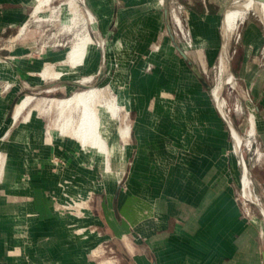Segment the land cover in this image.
Segmentation results:
<instances>
[{"label": "rangeland", "instance_id": "1", "mask_svg": "<svg viewBox=\"0 0 264 264\" xmlns=\"http://www.w3.org/2000/svg\"><path fill=\"white\" fill-rule=\"evenodd\" d=\"M38 1L0 0V8L3 5L7 9L0 10V60L13 65L12 70L0 71V98L15 92L12 101L15 104L22 97H33L12 131L38 124L47 143L55 146L68 142L74 146L67 152L58 148L60 152L51 155L50 168L58 180L46 194L49 203H53L50 205L53 213L69 221L68 234L62 236V239L67 238L69 247L74 249L81 243L88 247L85 251H75L79 254L84 252V260L88 264H136L130 259L123 241L104 236L94 213V201L97 196H105L112 185L126 192L130 182H135L138 187V180L144 176L156 178L150 168L157 162L160 181L164 178L191 180L197 168L203 171L211 167L217 170V175L220 171L227 178L228 194L235 200L241 218L255 226L259 250H264V19L250 15L239 26L236 35L230 38L228 54L232 64L228 65L225 74H233V83L224 84L220 93L223 110L242 136L249 127V113L255 115L256 131L252 146L241 145V151L251 180L252 196L258 206L242 195L241 168L237 154L233 152L230 127L228 129L221 119L213 98L172 45L163 14L165 2L115 0L120 6L119 11L113 12L116 26H98L97 19L95 23L87 21L91 37L94 41H101V45L89 55L82 70L64 73L66 66L63 69L60 63L72 46L74 32L81 28L78 17H86L84 7L90 0H83L85 6L77 3L75 13L68 12L67 0H51L42 11L33 14ZM228 2L167 0L169 11L174 9L179 14L186 32L183 37L177 25L170 22L179 46L194 61L210 88H214L216 83V65L222 44L220 24ZM115 3L113 0L111 7ZM15 4H20V9L9 10L6 7ZM101 6H104L105 18H109L112 13L109 12V4ZM124 37L127 40L125 46L120 50L112 49V43L116 39L124 43ZM47 63L54 64L47 65L49 71L60 70L62 75L43 79L38 73ZM9 72L20 76L21 85ZM91 74L92 80L87 84L94 87L109 85L122 108L119 114H127L130 121V134L124 143L118 133L119 120L107 108L98 106V127L109 152L108 171L103 153L95 147L81 146L74 138L60 135V117L56 109L38 112L34 105L44 99L67 98L85 90L65 83ZM53 79H56L53 88L57 89L48 91L45 84ZM10 115L0 127V155H5L4 163L10 158L4 144H8L12 132L4 138L2 134L5 131L3 127L10 122ZM199 125L203 127L198 129ZM162 130L168 131L167 139L154 141L148 138L151 132L161 134ZM188 131L194 132L195 136H189ZM202 132L208 136L207 139L202 138ZM204 149L207 157L202 160ZM258 152L261 154L259 158ZM77 158L82 162L77 163ZM192 167L195 168L193 171ZM212 170H207L206 174L213 173ZM160 188L155 182L152 185V190ZM167 188L170 193L175 190L170 185ZM157 190V195L161 194ZM12 194L11 190H0L1 198L10 200ZM87 197L90 199L84 208L76 209L78 203L71 208L58 207L74 206L73 201ZM131 232L128 238L135 246V254L139 255L142 249L143 253L155 259V251H149L146 240L134 230Z\"/></svg>", "mask_w": 264, "mask_h": 264}, {"label": "crops", "instance_id": "2", "mask_svg": "<svg viewBox=\"0 0 264 264\" xmlns=\"http://www.w3.org/2000/svg\"><path fill=\"white\" fill-rule=\"evenodd\" d=\"M89 2L87 8L99 21L98 26H116L117 19L113 12L120 10L117 1L114 0V7H111L113 0ZM105 3L109 4V12H112L109 18H105L104 6H101ZM20 6L6 7L18 10ZM3 9L2 5L0 10ZM18 36L19 33L15 38ZM10 74L21 85L20 76L15 72ZM55 80H49L45 85ZM70 81L73 80L65 84L72 85ZM15 95V92H10L0 98V127L11 114L10 122L3 127L5 135L3 133L2 138L12 132L8 144H4L10 158L4 163L0 174V190L13 192L10 200L0 197V264H88L84 260V252L76 253L88 247L81 243L72 249L67 238L62 239L68 234L69 221L53 213V203H49L46 197L58 180L50 168L51 155L58 153L59 149L67 152L74 146L68 142L55 146L47 143L38 124L12 131L17 121L12 122ZM197 127L201 129L203 126ZM167 133L165 130L161 134L153 131L148 138L154 141L167 139ZM202 133V138L207 139L208 136ZM188 135L195 136L190 131ZM219 135L222 136V133ZM205 154L202 160L207 157ZM2 157L3 153L0 162ZM76 161L82 162V159L77 158ZM157 165L156 162L150 168L156 178L144 176L138 180V187L135 182H130L126 192L112 185L105 196L96 197L93 209L104 236L123 241L130 259L136 264H264V250H259L256 228L241 218L235 200L228 194L227 178L220 171L217 175V170L210 167L207 170L213 169V173L207 175L206 169L194 170L192 167L194 178L191 180L164 178L160 181ZM154 182L161 186V190H152ZM168 185L175 187L172 193L167 190ZM156 190L161 194L157 195ZM131 230L146 240L149 251H155V259L143 253L142 249L139 255L135 254V246L128 238Z\"/></svg>", "mask_w": 264, "mask_h": 264}, {"label": "bare ground", "instance_id": "3", "mask_svg": "<svg viewBox=\"0 0 264 264\" xmlns=\"http://www.w3.org/2000/svg\"><path fill=\"white\" fill-rule=\"evenodd\" d=\"M50 1L51 0L38 1L33 14L34 13L36 14L45 6L49 5ZM263 1L264 0H229L227 7L224 10L220 24V32H221L220 35H221L222 44L220 48L218 62L216 65L217 67L215 74L216 83L214 88H211V94L216 102L219 111L230 125V133H231V138L233 140V152L237 154V158H238L237 163L241 168L240 181L242 187L241 189L242 195L244 196V198L247 197L246 199L251 200L253 202H255L256 199H254V197L252 196L251 180L249 178L248 168L246 166L244 159L242 160L240 158L239 153L241 150V145H244L247 148H250L252 146L256 131L255 115L252 112L249 113V118H248L249 127L245 135L242 136L232 126L230 119L227 117V114L223 110L224 102L220 97V93L222 86L224 84L233 83V74L230 72L228 73V75L225 74L228 71V65L232 64L228 54L229 40L231 37L236 35L239 26L243 24L248 19V17H250V15H255L260 19H264ZM160 2L164 3L165 0H160ZM77 3H80L83 6H85L83 0H67L66 4L68 6V12H72V13L77 12V6H78ZM84 11L86 17H82V16L81 18H79L80 16L78 17V23L81 24V28L77 29L74 32L72 38V46L70 47V49H68L69 51L67 52L65 59L62 60V62L60 63V65L63 66V68L66 66L65 69H68L69 71L79 70L84 68L85 64L88 62L90 58L89 55L94 51L96 46L101 45V41L93 40L87 29V21L91 23H95L96 17L87 7H84ZM169 15L171 22L174 25L175 24L177 25L183 37H185L186 32L184 30L182 19L179 16V14L175 12L174 9H172L171 11H169ZM24 27L25 24L21 26L20 34L23 32ZM132 30H134V28ZM122 39H125L122 40V42L124 43H120V41L118 42V40L116 39L114 43H112V49L114 50L122 49V47L125 46V43H127L125 37ZM47 65H54V64L47 63L45 65L44 69L39 73V75L42 78L44 79L58 78L60 75H62V71L60 70L49 71L47 69L48 68ZM7 70H12L11 62L0 60V71H7ZM92 77L93 75L91 74L76 80L83 84H87L92 80ZM111 92L112 91L109 85L103 87L89 86L88 88H85V90L77 91L73 95L67 98L44 99L42 100V102H36L34 104L35 107L38 109V112L50 111L53 108L56 109L60 117V124L58 126V132L60 133V135L64 137L74 138L78 140L83 147L84 146H91L93 148L95 147L100 153H103L105 155V167L107 171L110 170V165L108 161L109 152L107 149V144L104 138L102 137L98 127V122H99V117L97 113L98 106H103L107 108V110L111 113V115L119 120L118 133L120 139L124 143H127L130 134V124L128 122V116L127 114L124 115L119 114L122 108L118 105L116 97L112 95ZM32 101H33L32 96L22 97L20 100H18L13 110L12 122L16 121L19 118V116L32 103ZM237 110L240 111L239 107H237ZM26 117H28V115ZM257 154L259 158L261 154L259 152ZM4 156L5 155L3 154V157L0 162V174L3 170ZM109 264H111V262H109Z\"/></svg>", "mask_w": 264, "mask_h": 264}, {"label": "water", "instance_id": "4", "mask_svg": "<svg viewBox=\"0 0 264 264\" xmlns=\"http://www.w3.org/2000/svg\"><path fill=\"white\" fill-rule=\"evenodd\" d=\"M264 2V1H263ZM164 20H165V25H166V28H167V31H168V34L171 38V42H172V45L174 46V48L178 51V53L182 56V58L186 61V63L188 64V66L193 70V72L196 74V76L198 77V79L200 80V82L202 83V85L205 87V89L207 90V92L210 94V96L213 98L212 94H211V88L206 80V78L199 72L196 64L191 60V58L188 56V54L186 53L185 50H183L180 46H179V42L178 40L176 39L174 33H173V30H172V27H171V20L169 19V10H168V6H167V0H165V3H164ZM259 20V19H258ZM261 22V21H260ZM263 24V23H262ZM264 27V25H263ZM69 83H71L72 85L74 86H78L80 88H88L89 86H92L90 84H83L79 81H70ZM48 87V91L52 90L53 87H54V82L51 83L50 85H47ZM214 100V99H213ZM215 102V100H214ZM215 106H216V109L221 117V119L223 120V122L226 124V126L230 127V125L228 124V122L225 120V118L222 116L221 112L219 111L217 105H216V102H215ZM240 158L243 160V156H242V152L240 150ZM251 201V200H250ZM252 203L258 205L257 203L251 201ZM259 206V205H258ZM261 209V207H260ZM263 211V209H261ZM263 262H264V253H263Z\"/></svg>", "mask_w": 264, "mask_h": 264}, {"label": "built area", "instance_id": "5", "mask_svg": "<svg viewBox=\"0 0 264 264\" xmlns=\"http://www.w3.org/2000/svg\"><path fill=\"white\" fill-rule=\"evenodd\" d=\"M173 30V29H172ZM174 33H175V31H173ZM89 197H87L85 200H82V198H81V200L80 201H73V203H74V206H71V204H68L67 206L65 205H61V206H58L59 208H68V207H75V205H77V203L79 204V207H75L76 209H78V208H84L83 206L84 205H86L87 206V202H89ZM78 212V211H77ZM78 213H80V214H82V212L80 211V212H78Z\"/></svg>", "mask_w": 264, "mask_h": 264}]
</instances>
